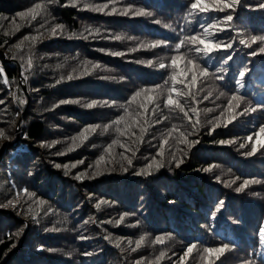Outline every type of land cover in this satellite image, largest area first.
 Here are the masks:
<instances>
[{
  "label": "trees",
  "instance_id": "16d2710c",
  "mask_svg": "<svg viewBox=\"0 0 264 264\" xmlns=\"http://www.w3.org/2000/svg\"><path fill=\"white\" fill-rule=\"evenodd\" d=\"M193 2L0 0V67L4 69L0 74V100L4 101L0 128L12 137L0 138V203L6 204L20 193L15 206L0 207V264H135L137 260L141 264H244L245 260L260 264L264 252L258 235L264 228V110L257 107L264 102L261 45H241L237 38L231 40L232 48L214 50L207 57L195 51V43L185 41L179 50L175 45L192 35L208 40L222 37L225 43L242 36L250 43L248 37L264 35V9L259 8L264 0H240L234 11L210 9L207 13L191 9ZM37 3L43 7L35 19L18 15ZM104 3L109 5L104 12L84 7ZM128 5L132 12L143 10L145 14L121 15ZM113 7L117 12L109 15ZM230 12L234 16L231 23L222 19ZM214 17L219 22L205 36L199 25L211 23ZM57 24L64 28L53 35L51 30ZM17 44H21L19 49ZM227 54L232 60L222 65ZM177 55L209 69L208 76L198 77L191 88L195 100L182 94L187 83L183 77V82L172 80L185 67L183 61L179 67L172 65ZM161 63L166 65L164 69L159 67ZM244 67L247 72L241 78L238 72ZM240 79L246 83L244 88L236 84ZM173 87L181 94L172 93ZM141 89H147V95L141 92L132 101ZM170 94L193 122L199 121L197 134L186 137L198 143L181 142L180 133L191 132L190 121L179 108L167 104ZM232 95L244 99L230 111L227 105ZM61 100L79 103L60 104ZM86 104L93 107H84ZM141 104L147 106V112ZM191 107L197 109L195 114ZM254 107L256 112L244 111ZM233 112L236 118L228 122ZM122 116L119 126L112 123ZM138 118L148 121L147 131L141 143L132 145L138 150L133 166L124 172L120 164H127L121 153H132L120 144L131 141L116 129H124ZM97 124L100 127L91 131ZM85 128L90 129L88 138L77 140L79 146L68 152L72 138ZM132 131L139 135L138 126ZM56 140L60 143L41 147ZM113 140L120 143L108 153ZM221 140L232 142L220 144ZM253 146L258 151L248 155ZM172 153L183 159L179 168L173 161L169 169ZM101 155L107 163L97 165ZM81 159L83 164L71 167ZM153 159H163L165 167L157 171L154 165L150 176L135 175ZM57 163L60 168L55 167ZM97 170L100 174L93 175ZM85 171L92 178L74 179ZM246 179L253 182L237 192ZM24 189L36 196L29 199ZM41 200L46 203L40 204ZM221 200L224 204L217 213ZM125 212L130 215L120 221ZM109 220L112 223H106ZM157 235L163 243L156 242ZM224 242L231 244L223 253L210 257L204 251ZM116 243H120L119 249ZM190 244L196 245L193 252L181 261ZM85 251L93 255H82Z\"/></svg>",
  "mask_w": 264,
  "mask_h": 264
},
{
  "label": "snow or ice",
  "instance_id": "6c2138e0",
  "mask_svg": "<svg viewBox=\"0 0 264 264\" xmlns=\"http://www.w3.org/2000/svg\"><path fill=\"white\" fill-rule=\"evenodd\" d=\"M53 3L56 2V0H52ZM115 2V0H113V3ZM240 3V0H194L193 3H191V9L193 10H198L200 13H207L209 12L210 9H215V10H219V11H225L228 9H232L233 11L235 10L236 6ZM73 6H75V4H73ZM108 3H104V4H85L84 7L85 8H89L92 11H97V12H104L105 9L108 8ZM42 5L37 3L35 5L34 8L29 9L27 12L22 11L19 12L18 15L21 18H25L27 16H31V19H35L37 15H39V11L40 9H42ZM259 8L264 9V3H261L259 5ZM117 12V9L115 7L112 8L111 12H109L108 14H115ZM132 13V15H144L145 13L143 12V10H141L140 12H132V6L128 5L125 9L124 12L120 13L121 15H128L129 13ZM148 15H151V13H148ZM220 18H213V21L207 25H199L200 28H202L204 30V35L205 36H209L211 35V33L209 32L210 28H213L217 25V23L219 22ZM224 21H227L229 23L233 22L234 20V16L233 14L230 12L229 14H227L226 16H224L222 18ZM156 23H159V21L157 20ZM166 27H170V25H166ZM64 25L63 24H57L55 26V28H53L52 34L55 35L57 33V29L63 30ZM86 31H90L88 29H86ZM97 32H99V29H96ZM76 34L73 33L72 36H75ZM82 38L87 40L88 36H84L83 34H81ZM71 38V37H69ZM239 38V43L241 45H246V46H251V44L253 43H257L259 42V44L261 45L259 48V51L261 53H264V35H252L250 37H248V41H250V43L246 42V39L241 37H231L229 42L225 43L223 38L221 37L219 40H208V39H204L202 38L200 35H192L190 37H185L184 39L180 40L178 44L175 45L176 49L179 50V48L181 46H183L185 44V41H189L191 43H195L198 45V47L195 49V51L197 53H204L205 57H207V54L212 53L214 50H220L222 48H232V43L231 40H235ZM24 39H28V37H25ZM36 38H33V42H35ZM117 40L121 39V37L117 36L116 37ZM157 43H164L163 40H158ZM17 49H19L21 47V44H17L15 46ZM100 51H104V49H100ZM253 55H256V52L253 51L252 53ZM112 55L115 56H121L123 55L122 52H113ZM16 57L13 56V59H15ZM232 60V55L231 54H227L223 61H222V65L223 64H227L228 61ZM183 61L185 67L183 68V70H181L180 72V76L177 77L176 75L172 76V80L174 81H178V82H183L180 80V77H183L185 81H187V83L185 84V90L183 91V95L184 96H188L190 97L192 100L196 99V93L191 91V88L196 84L197 82V78L200 76H208L209 74V69L206 65H202L200 63H197L196 60L193 59H188L185 60V58L182 55H177L175 57H173L172 59V65L174 67H179V62ZM149 63H151V61H149ZM28 68H31V60L28 61ZM97 67H99V65H97ZM159 67L161 69H164L166 67V65L164 63H161L159 65ZM225 69L223 68V66H221L219 68L220 72H223ZM247 72V68L244 67L242 70H240L238 72L239 77L243 78L245 76V73ZM4 73V69L2 67H0V74ZM218 79H223V76H219L217 77ZM61 79H64L63 77H61ZM67 79L71 80L72 76H68ZM5 83H7V79L5 78ZM24 82L27 83V77H24ZM60 81H57V83H59ZM236 84L239 85L240 88H244L246 86V83L243 79L237 80ZM147 89H141V91H138L135 93V95L132 96V101H135L137 97H139L141 95V92H144L145 95H147ZM172 93H177V95H180L181 93L177 92V89L175 87H173L171 89ZM221 95H224V93L222 92ZM204 99H207V97H204ZM244 96L243 95H232L230 101L228 102V109L231 111L233 109H236L239 107V101L243 100ZM152 101V97L148 96V102ZM4 101L0 100V104H3ZM21 103H24L23 99H21ZM72 103H79L78 100H61L60 104H72ZM95 103V102H93ZM167 104L169 106H176L177 108H179V110L181 112H183V115L185 118H187L190 123L188 125L189 128H191V132H181L180 133V137H183L184 139L181 140V142H186L189 146H191V144L193 143H198V141H187L186 137L187 135H195L198 132V128L197 125L199 124V121H192V117L189 115L188 111H185L184 107L180 105L179 101L177 99H173L172 95L170 94L168 99H167ZM84 107H88L91 108L93 107V104H86L84 105ZM140 107H142L144 109V112H147V106L145 104H141ZM257 107H259L261 110H264V102H258ZM211 109H209L210 111ZM191 111L193 114L196 113L197 109L195 107H191ZM245 112L247 111H251V112H256L257 108H251V109H244ZM243 114V113H241ZM139 115H142L139 114ZM236 118V114L233 112V114L231 116H229L228 122H231L233 119ZM124 120V117H120L117 120H114L112 123L116 124L117 126H119L121 124V122ZM155 123H159V121H155ZM148 124V121L145 120H140L139 118L136 119L135 121H129V123L125 126L124 129H121L120 127H117L116 131L120 134V135H127L129 138V141H131V143L128 144H120V147L123 148L125 151H131L132 155L131 156H126L123 153H121V160L122 161H126L127 167L124 165V163L120 164L121 170L124 172H127L128 169L130 167L133 166V160L135 158L136 155V151L138 150V148L133 147L132 145H138L139 143H141L143 141V137L144 134L147 131V127L146 125ZM139 127V135H137V133L135 131H132L133 127ZM100 127V125H96L95 127H93L91 129V131H95V128ZM107 130V128H105V131ZM90 129L89 128H85L84 132L81 133L80 136L78 137H73V143L71 145V147H69L67 149L68 152L73 151L76 147H78L79 145L76 143L77 140H86L88 138L87 133H89ZM172 131H176L175 128L172 129ZM261 132H264V128H261ZM211 134V133H210ZM0 138H4V139H8L11 140L12 137L10 135H6L5 130L3 128H0ZM179 139V137H178ZM249 140H251V137H248ZM167 139L164 140V143L167 144ZM232 141H226V140H221L219 141L220 144H227V143H231ZM60 143L59 140L53 141L51 144H47V143H42L41 147H52L54 146V144ZM120 143L118 140H113L112 143L108 144L106 151L108 153L111 152L113 145ZM244 145H241V147H243ZM183 150H181L182 152ZM258 151V148L256 146H253L251 151L249 153H247L248 155H252L255 154ZM56 155H63V152H57L55 153ZM163 147H161L159 155L161 157H163ZM186 154V153H185ZM147 159V158H146ZM175 162V167L179 168L180 165L183 163V159L182 158H178L175 153L171 154V159L168 161V166L169 169H171V165L172 162ZM101 162H105L107 163V161H105V156L101 155L97 160H96V164L99 165ZM84 160L81 159L75 163H73L71 165V167H76L77 164H83ZM155 165V170H159L160 168L165 167V162L163 159L160 160H155L153 159V161L151 163H148L146 165V167L141 168L139 171L135 172V175L137 176H150L152 175V170L153 167ZM56 168H60L61 165L60 164H55ZM65 168H68V165H64ZM114 170V169H113ZM210 169H205V171H209ZM99 170H97L96 173H93V175H99ZM65 175H68V172H65ZM85 177H88L89 179L92 177L88 176L87 171L85 172H81L78 173L74 179L81 181L83 180ZM237 179H239V177H237ZM253 181H250L248 179L244 180V183L242 185H240L239 187L236 188L237 192H241L243 191L248 185L249 183H251ZM259 182V181H256ZM24 193L28 196L29 199L33 198L36 196V193L34 191H29L28 189H24L23 190ZM19 199H20V193L17 192L16 194V198L15 199H9L7 201V203H0V207H8V206H15L17 203H19ZM40 204H44L46 203V201L41 200L39 201ZM224 202L218 201V207H216L215 211L217 213L220 212L221 207H223ZM99 204L96 205L97 208H99ZM29 211H31V209H29ZM132 215H134V213H131ZM130 215V213L125 212L121 217H120V221L124 220L125 216ZM33 219L35 220V217H33ZM214 219V217H213ZM118 221V223L120 222ZM38 222V221H37ZM86 223V222H85ZM106 223H112L111 220L106 221ZM258 235H259V241L261 242V244H264V228H261L258 230ZM81 239H86V237H81ZM104 239L109 240L110 238L108 236H105ZM141 240H143V237H141ZM156 242L157 243H163V239L160 235H157L156 237ZM129 244H131V241H129ZM231 242H224L221 243L218 247H206L204 249V251L211 257L213 255H218L220 253H223L226 249L229 248ZM140 246L139 242L137 243V248ZM195 244H190L186 250L181 254V261L184 260V257L188 256L189 254H191L193 252V248L195 247ZM12 247H15V245L13 244ZM116 248H120V243H116L115 245ZM133 251H135V249H133ZM67 255H71V253H67ZM82 255L90 257L93 255V252L90 251H85L82 253ZM164 253L162 252L160 254L161 257H163ZM135 264H141L140 260H137L135 262ZM244 264H252L251 261L245 260ZM260 264H264V252H262L261 254V258H260Z\"/></svg>",
  "mask_w": 264,
  "mask_h": 264
},
{
  "label": "water",
  "instance_id": "95a60500",
  "mask_svg": "<svg viewBox=\"0 0 264 264\" xmlns=\"http://www.w3.org/2000/svg\"><path fill=\"white\" fill-rule=\"evenodd\" d=\"M22 81V80H21ZM24 90H26L25 86H24ZM19 132V131H18Z\"/></svg>",
  "mask_w": 264,
  "mask_h": 264
},
{
  "label": "rangeland",
  "instance_id": "374dc122",
  "mask_svg": "<svg viewBox=\"0 0 264 264\" xmlns=\"http://www.w3.org/2000/svg\"><path fill=\"white\" fill-rule=\"evenodd\" d=\"M19 130H20V129H19ZM19 130H18V131H19ZM28 232H29V230H27V233H28Z\"/></svg>",
  "mask_w": 264,
  "mask_h": 264
}]
</instances>
